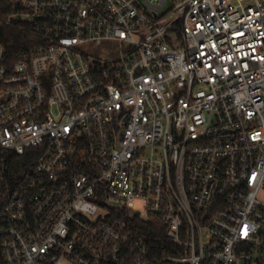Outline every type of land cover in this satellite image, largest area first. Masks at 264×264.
<instances>
[{
	"label": "built area",
	"instance_id": "obj_1",
	"mask_svg": "<svg viewBox=\"0 0 264 264\" xmlns=\"http://www.w3.org/2000/svg\"><path fill=\"white\" fill-rule=\"evenodd\" d=\"M167 263L264 264V0H0V264Z\"/></svg>",
	"mask_w": 264,
	"mask_h": 264
},
{
	"label": "trees",
	"instance_id": "obj_2",
	"mask_svg": "<svg viewBox=\"0 0 264 264\" xmlns=\"http://www.w3.org/2000/svg\"><path fill=\"white\" fill-rule=\"evenodd\" d=\"M141 227V234L146 237L152 248H157L163 245L166 241L164 231L161 227L152 225L151 223L138 221ZM170 264V263H167Z\"/></svg>",
	"mask_w": 264,
	"mask_h": 264
}]
</instances>
